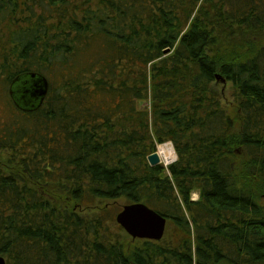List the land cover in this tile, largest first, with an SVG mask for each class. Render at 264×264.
<instances>
[{
  "label": "trees",
  "instance_id": "1",
  "mask_svg": "<svg viewBox=\"0 0 264 264\" xmlns=\"http://www.w3.org/2000/svg\"><path fill=\"white\" fill-rule=\"evenodd\" d=\"M0 102L6 264H264V0H0Z\"/></svg>",
  "mask_w": 264,
  "mask_h": 264
},
{
  "label": "water",
  "instance_id": "2",
  "mask_svg": "<svg viewBox=\"0 0 264 264\" xmlns=\"http://www.w3.org/2000/svg\"><path fill=\"white\" fill-rule=\"evenodd\" d=\"M33 91L30 95L35 100H43L48 90V81L44 76L31 74ZM149 164L154 166L162 162L158 151L148 156ZM117 223L134 239L145 238L160 240L163 238L167 218L142 202L127 203L116 216ZM0 264H6V260L0 255Z\"/></svg>",
  "mask_w": 264,
  "mask_h": 264
},
{
  "label": "rangeland",
  "instance_id": "3",
  "mask_svg": "<svg viewBox=\"0 0 264 264\" xmlns=\"http://www.w3.org/2000/svg\"><path fill=\"white\" fill-rule=\"evenodd\" d=\"M231 85L230 84H225L224 85V98H223V101H224V103H229V102H231V100H232V96H231V87H230ZM222 86L220 85L219 86V88H221ZM1 103V102H0ZM3 105V104H2ZM170 142V144L172 145V148H173V157H174V159L176 160L177 159V153H176V150H175V147H174V145H173V143L171 142V141H169ZM159 146V145H158ZM157 150H158V147H157ZM162 159V158H161ZM173 159V160H174ZM171 161V162H169V163H166L165 162V160L164 159H162V163L166 166V165H168V164H170V163H172V162H174V161ZM193 198H198V193L197 192H194L193 193ZM262 202H264V198H262ZM122 204V203H121ZM125 204H123L122 205V207L124 206ZM169 227H171L170 225H169V223L167 224V226H166V229H168ZM123 233H126L127 235H129L125 230H124V232ZM130 238L131 239H133V240H135L134 238H132L130 235H129V237H128V239L130 240Z\"/></svg>",
  "mask_w": 264,
  "mask_h": 264
},
{
  "label": "bare ground",
  "instance_id": "4",
  "mask_svg": "<svg viewBox=\"0 0 264 264\" xmlns=\"http://www.w3.org/2000/svg\"><path fill=\"white\" fill-rule=\"evenodd\" d=\"M173 148L171 144H162L159 146L158 153L162 159L165 160L166 163L171 162L173 157Z\"/></svg>",
  "mask_w": 264,
  "mask_h": 264
},
{
  "label": "built area",
  "instance_id": "5",
  "mask_svg": "<svg viewBox=\"0 0 264 264\" xmlns=\"http://www.w3.org/2000/svg\"><path fill=\"white\" fill-rule=\"evenodd\" d=\"M162 144H170V142H165V143H162ZM162 144H160V145H162ZM160 145H159V146H160ZM159 146H158V150H159ZM174 160H175V159H174ZM174 160H173V161H174Z\"/></svg>",
  "mask_w": 264,
  "mask_h": 264
}]
</instances>
